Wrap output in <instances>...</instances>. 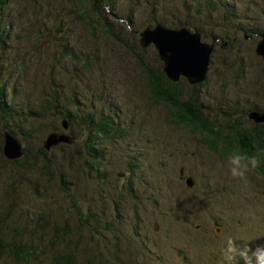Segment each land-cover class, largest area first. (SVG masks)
I'll list each match as a JSON object with an SVG mask.
<instances>
[{
	"label": "rangeland",
	"instance_id": "rangeland-1",
	"mask_svg": "<svg viewBox=\"0 0 264 264\" xmlns=\"http://www.w3.org/2000/svg\"><path fill=\"white\" fill-rule=\"evenodd\" d=\"M185 27L212 47L201 82L172 56ZM261 39L264 0H0V264H245L264 246V162L234 129L264 123ZM155 72L197 98L219 140L172 120ZM101 116L123 130L99 140L103 191L84 161ZM8 132L25 155L4 152ZM234 155L255 166L234 176ZM16 223L36 251L25 259L10 254Z\"/></svg>",
	"mask_w": 264,
	"mask_h": 264
},
{
	"label": "trees",
	"instance_id": "trees-1",
	"mask_svg": "<svg viewBox=\"0 0 264 264\" xmlns=\"http://www.w3.org/2000/svg\"><path fill=\"white\" fill-rule=\"evenodd\" d=\"M235 13H233L232 8H227V12L225 13L226 17L228 18H234ZM182 27V26H181ZM187 28V27H185ZM194 28V27H193ZM192 29H188L189 31H191L192 33H194ZM198 30V28H196ZM244 29L243 26L240 25L238 30ZM256 31H260L259 29H257ZM261 32V31H260ZM247 35H245L246 37ZM152 80L154 81V85L157 91H163L162 93V97L164 99V102L171 104L172 112L169 111L170 116H172V120L178 121L188 124V126L191 128H193V130L196 131H202L203 129H205L204 132H210L211 133V138L212 140H219L217 139V136L214 135L212 132L215 131V127H214V122L210 120V117L207 115L206 111L204 110V108L202 106H197L196 100L197 98L194 99V104L191 101H187L186 103H184L183 101H181V99L179 98L181 95V91L183 90V85L180 82H173L170 79H168L163 73L161 72H155L151 75ZM205 85V84H204ZM64 86V85H62ZM161 95V94H160ZM179 95V96H178ZM173 101V102H172ZM71 104L67 106V108H71ZM75 106H78L75 105ZM64 109V108H63ZM43 113L41 115H45L46 111H44V109H42ZM62 110V108L60 109ZM66 110V109H65ZM61 113H64V110L61 111ZM71 113V112H70ZM70 113L65 114L64 113V117H66V119L70 118ZM38 115H40L39 113H37ZM90 116V115H89ZM171 118V117H170ZM62 120V119H61ZM243 119V123H241L240 121L236 124L237 127L234 130H238V134L241 137H246L247 136V140L246 143L248 145H251V147H254L256 149V153L258 156H262L263 160L258 159V161L261 163L262 161L264 162V124H260V126L258 128H252L251 127H247L246 128V124L244 123ZM246 121V120H245ZM90 134L88 137L87 141V148L85 150V163L86 165L89 167V172L92 173V171L95 172V177L94 180L96 181H101V191L104 190V182H105V176L102 174V172L100 171L102 168L101 163L104 162L105 157L104 155H102L99 151L100 149V143L101 141H99L100 139H109L111 137H116V136H120L118 135V133H123V130H121L120 128H117L116 126H111L109 123H107V121L105 120V117L101 116L98 119H94L91 118L90 119ZM230 126V125H229ZM232 126V125H231ZM214 129V130H213ZM226 129V128H225ZM212 130V131H211ZM233 129H229V131L232 133H234V135L237 137L235 131ZM252 131H255V133H252ZM203 132V131H202ZM252 133V134H251ZM227 134V133H226ZM256 134V135H255ZM204 137H202L203 139ZM238 139V137H237ZM224 140H228V137H226L224 135ZM205 142V141H202ZM209 143L215 142V141H208ZM27 145L25 144V147L27 148ZM212 146V144H211ZM240 146V145H239ZM23 149V151L25 150L26 153V149ZM67 147H71L70 145H67ZM3 149V148H2ZM227 149V146H226ZM1 151V150H0ZM218 151V149H217ZM28 153V151H27ZM231 153V151H230ZM252 153V152H251ZM46 156L48 155V152L44 153ZM25 155V154H24ZM78 155H83V154H78ZM24 157L18 160H15V162H19V163H23L24 162ZM135 166H137V164H135ZM264 167V165H263ZM89 174V173H88ZM64 175L61 176V180L64 182H69V184L73 183V180L75 179H79L78 175L74 173L72 176H68L65 175V177H63ZM71 178V179H68ZM108 183H109V179ZM128 182H126L127 184V189L128 187V183L129 180L127 179ZM74 184L76 185V181H74ZM58 190L61 191L60 187H58ZM122 192V197L128 196L130 193H128V195L125 193V191H121ZM101 194H103L101 192ZM107 194H110L109 192ZM100 193L95 194V197L97 198V196H99ZM116 207V208H115ZM115 210L117 211L118 207L116 205H114ZM87 211H91L92 209L88 206L86 207ZM38 222V221H37ZM39 223L38 225L43 226L46 223ZM13 232L19 233V229L21 228L18 223H16L15 225L11 226ZM136 228V227H135ZM138 230V229H137ZM139 231V230H138ZM20 235V239L18 238L17 242H15V244H13V246L10 249V254H14L15 255V259L18 260L20 258L25 259L27 258V256L36 253L35 250H31V245H29L28 242H23V237H22V232L19 233ZM141 240V239H140ZM3 243V239L0 238V244ZM142 249V247H141ZM11 254V256H12ZM70 259V260H69ZM68 260L70 262H68V264H73V258H69Z\"/></svg>",
	"mask_w": 264,
	"mask_h": 264
},
{
	"label": "water",
	"instance_id": "water-1",
	"mask_svg": "<svg viewBox=\"0 0 264 264\" xmlns=\"http://www.w3.org/2000/svg\"><path fill=\"white\" fill-rule=\"evenodd\" d=\"M188 31L183 30L181 34L182 36L186 37V42L185 44H182L181 42H176L175 40H173L174 38L171 37V41L173 44V48L171 50V52L173 53L172 56L173 58H175L176 56V63L178 62H182L179 63L178 66L185 64L186 65V72L187 75L192 74L193 71L197 70V69H201L200 72L196 73L195 76L198 78V80H200L199 82H201L203 79L206 78L209 66H208V62L207 60L210 58V49L208 47H206L205 45L201 44V48L203 50V53L199 50H197V42L200 43L193 34H189ZM151 34L152 36H155L154 33H152V31L147 30L145 32V38H143V41L145 42V44H149L150 40H151ZM178 36V35H177ZM190 36L194 37V40L189 39ZM263 36V35H262ZM196 43V44H195ZM258 48H257V54H259L260 56H262V58L264 59V39H261L258 41ZM183 45H187V47H183ZM200 46V45H199ZM185 51H184V49ZM205 49L206 52L204 51ZM189 55L193 56L190 57ZM196 57H199L198 60H196ZM194 58L193 61L191 62V60ZM191 63V64H190ZM198 82V81H196ZM259 121V120H258ZM68 120L64 119L62 122L63 127H66L65 129H69L68 126ZM9 134H6V137L9 136L10 134H12L11 132H8ZM62 135L61 141L60 142H68L71 143V141H73V137H71L69 134L67 133H60ZM10 139V137L8 138V140ZM53 140V139H52ZM11 142V141H8ZM54 142L56 143L57 141H47V144L45 146V148H49L47 146H50V144H54ZM5 153L10 156V157H20L24 154L25 151H22V149L20 147L14 148L13 144H8L6 143V146L4 147ZM188 179V178H187ZM190 179V178H189ZM187 186H191L192 184V179L188 180V182L186 181ZM195 182H193L192 185H194Z\"/></svg>",
	"mask_w": 264,
	"mask_h": 264
},
{
	"label": "clouds",
	"instance_id": "clouds-1",
	"mask_svg": "<svg viewBox=\"0 0 264 264\" xmlns=\"http://www.w3.org/2000/svg\"><path fill=\"white\" fill-rule=\"evenodd\" d=\"M231 163L234 165L232 168V174L242 175L243 170H247L250 166H255V161H250L246 157L240 155H234L231 158ZM232 242L228 241L229 247L226 250V256L233 252V248L231 247ZM242 257L246 258L245 264H251V261L254 259L255 264H264V246H256L254 249L251 250V256L248 257L247 251L240 253ZM230 258V256H229Z\"/></svg>",
	"mask_w": 264,
	"mask_h": 264
},
{
	"label": "bare ground",
	"instance_id": "bare-ground-1",
	"mask_svg": "<svg viewBox=\"0 0 264 264\" xmlns=\"http://www.w3.org/2000/svg\"><path fill=\"white\" fill-rule=\"evenodd\" d=\"M183 30H186V31H188L189 32V30L187 29V28H182V30L181 31H183ZM193 30H195V29H193ZM199 31H197V32H194V33H192L194 36H195V38L200 42V43H198L197 42V44H199L200 46H201V44H203V45H205L206 47H208L209 49H210V52H212V47H210L209 46V44H206L205 42H203V41H201V38H200V34L198 33ZM173 40H175V43L176 42H181L182 44H185L184 42L186 41V37H184V36H182V35H178V36H176ZM196 44V43H195ZM258 48V47H257ZM206 50L207 49H205L204 51L206 52ZM173 54V53H172ZM77 88V87H76ZM74 90V89H73ZM111 125V124H110ZM111 126H114V125H111ZM10 137V139L8 140V138ZM8 141H11V142H8ZM6 143H8V144H13V146H14V148H17V147H20L21 149L23 148L22 147V145H21V141H19L18 140V138H16L14 135H12V134H10L9 136H7V138H6ZM105 144V143H104ZM46 146V145H45ZM4 150V149H3ZM40 151V150H39ZM4 152H5V150H4ZM38 155V154H37ZM10 157V156H9ZM10 158H13V157H10ZM80 159V158H79ZM76 160V159H75ZM181 175H183V174H181Z\"/></svg>",
	"mask_w": 264,
	"mask_h": 264
},
{
	"label": "flooded vegetation",
	"instance_id": "flooded-vegetation-1",
	"mask_svg": "<svg viewBox=\"0 0 264 264\" xmlns=\"http://www.w3.org/2000/svg\"><path fill=\"white\" fill-rule=\"evenodd\" d=\"M248 124H250V122L248 123ZM260 124H264V123H260ZM251 125V124H250ZM252 126V125H251Z\"/></svg>",
	"mask_w": 264,
	"mask_h": 264
}]
</instances>
